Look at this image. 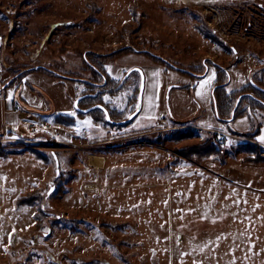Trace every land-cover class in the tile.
Segmentation results:
<instances>
[{
	"label": "rangeland",
	"instance_id": "obj_1",
	"mask_svg": "<svg viewBox=\"0 0 264 264\" xmlns=\"http://www.w3.org/2000/svg\"><path fill=\"white\" fill-rule=\"evenodd\" d=\"M97 55L116 82L99 86L103 106L125 113L101 124L130 135L143 118L154 132L120 151L104 145L110 162L97 177L89 149L52 144L54 129L42 134L50 143L27 144L0 125V264H264V162L249 160L264 156V108L233 115L264 73V0H0V86L23 111L65 125L60 114L91 91ZM221 85L236 95L232 117L221 114ZM6 112L0 96V121ZM205 143L217 152L183 154ZM36 190L42 199L20 204Z\"/></svg>",
	"mask_w": 264,
	"mask_h": 264
},
{
	"label": "crops",
	"instance_id": "obj_2",
	"mask_svg": "<svg viewBox=\"0 0 264 264\" xmlns=\"http://www.w3.org/2000/svg\"><path fill=\"white\" fill-rule=\"evenodd\" d=\"M40 68H43V66H38V67L33 68L36 72L35 71H32V72L34 74L38 73V72L40 73L41 71L38 70ZM33 69H31V70H33ZM32 72H30L29 75H32ZM0 96L3 97V105H5L7 110H10V106L12 104L14 105V101L16 100V97H13V96L7 97L6 93L4 92V88L2 89ZM22 99L24 100V102L26 100H28L27 98H25L23 96H22ZM24 105L31 107L30 104H28V103L24 104ZM11 110L13 113L6 112V114H4L6 117L4 118L3 122L0 121V125H3L4 128L9 127L12 130H18V131L24 132V134L22 135L23 137L18 139L19 142H25L27 144H28V142H32V144H33L35 141L42 142V143H50V142L46 141L47 136H45V135L36 136V137H34V136L33 137L32 136L27 137L28 135H25L26 130H23L21 128L22 125L19 124V120H20L23 123V125L28 126L27 123L29 122V120H31L32 117H37L39 120H42L40 118V116L44 117V118L47 116L38 115L33 110L32 111H26V110L23 111L21 109V112H16L13 109H11ZM15 112L18 113L17 120H15L13 118L9 119V115L15 114ZM29 113H31V114H29ZM76 113H77V111H68V112H64L63 114H60L63 116L75 117L76 123L71 124V125H67V124L64 125L60 122L53 124L52 122H49L48 120H42V121H46L50 125L52 124V126H53L54 132H53V135L51 136V139H53L52 144H56V146L61 145L62 149H64L65 147H68L69 145H70L69 148L71 146L72 147L75 146L78 149L79 148L85 149L86 147H87V149H89V152L87 153L86 158H84V161L85 162L88 161V167L90 168V171L92 173H95L97 175V177L99 175H101L102 173L105 174L107 172L109 162H110L109 156L105 152H103V146L104 145L105 146H106V144L111 145L116 151H120L122 149L121 147H114L113 145H116L117 142L123 143L126 140L132 139L133 137L138 136V135L143 136L145 134V133H143L144 130L146 128L150 127L151 125H154V123L150 120H144L143 118H137L135 120L134 125L137 127V129L140 132H136L137 134L128 135L125 133V131H122V133H121V131H118V132L113 131V130L111 131L110 129H108L107 127L102 125L101 122L97 121L96 119H93L92 117L89 118V116H87L84 118H77ZM134 125H131V126H134ZM145 131H149V130L147 129ZM149 132L153 133L154 131H149ZM261 134L258 135V137L260 135H261V137H260V139H258V137H257L256 142L259 145L264 147V139H262V137L264 136V126L261 129ZM149 135H151V134H149ZM24 136H26V138ZM149 137L152 138V136H149ZM151 142L152 141H150V143ZM25 143H19V144L25 145ZM42 143H40V144H42ZM40 144H39V146H40ZM40 148H43V147H40ZM69 148L65 149V150H70ZM79 150H77V151H79ZM51 153H53L58 158V156L56 155V153L54 151H52ZM60 154H62V157H60L61 165L72 164V162H67V161L65 162V160L67 159L66 157H68V155H70V153L64 152V155H63V152H62ZM90 155L91 156L96 155V156L103 157L104 158L103 163L101 165H92L91 161H90V157H91ZM47 157H49V156H47ZM44 159H45V157H44ZM46 161L47 160L45 159V162ZM49 163H50L49 161L46 162V164H49ZM99 186H101V185L97 182L86 183V189L90 188V190L95 189Z\"/></svg>",
	"mask_w": 264,
	"mask_h": 264
},
{
	"label": "trees",
	"instance_id": "obj_3",
	"mask_svg": "<svg viewBox=\"0 0 264 264\" xmlns=\"http://www.w3.org/2000/svg\"><path fill=\"white\" fill-rule=\"evenodd\" d=\"M205 30H209L207 28H203V32L205 34V36L211 38L213 41L216 42H220L219 37H215L212 36L211 33L206 32ZM132 49H126L124 51H121L118 53V55H121L124 52H130ZM109 55V54H107ZM102 57V58H100ZM106 55H102V56H94V60L93 62L91 61L92 64H90L89 66H87L88 69H91L93 71V74L95 75V81L94 82H90L91 86V91L88 94H85L81 100H80V105H83V103L85 104V107L83 109H87L99 104H103V93H99L97 92L98 89L100 88L99 86L102 85L104 87L102 88H108V87H115L116 82L114 81V79H111L109 77L108 74H106V69L105 67H103V65L101 64L102 59L105 60ZM39 71L45 72V73H49L50 75H56L57 73L54 72L53 70L47 68V67H43L38 69ZM33 71V70H32ZM30 71H28L29 73ZM205 71H203L204 73ZM200 73V72H199ZM226 72L224 70L219 71V83L220 84H226ZM96 79H103L102 83H99V81H97ZM258 84H257V83ZM88 83V82H87ZM256 84V86L254 85ZM6 85V84H5ZM221 85L220 88L217 89V93L218 96L217 98L219 99V104L220 105V109H221V114L222 116L225 117H232V113L236 104V95L235 94H229L226 90V88ZM11 87V85L8 84V86H6V89L4 90H8V88ZM249 87V89H248ZM246 87V89H244L243 92H241L240 94H245V98H243L239 105L236 108V112L233 114L236 117L239 116H244L248 111H250V108L254 109L257 107H262L264 108V73H262L261 76H257L255 82H253V86H248ZM1 89V86H0ZM248 89V90H247ZM252 91H254L256 94H253ZM1 94V91H0ZM252 96V98L250 96ZM257 96V97H256ZM247 100H249V107L246 106V102ZM132 103V102H131ZM82 108V106H81ZM248 110V111H247ZM78 116L80 117H85L86 115H93L94 119H96L99 122L102 123H107L110 124V122H113V118L120 117L117 119H123L125 117V113H121L118 112L117 110H110L109 108L106 107V110H102L100 108H96L95 110L89 112V113H83L82 111H78ZM60 120L63 122H66L65 124L67 125H71V124H75L76 123V118L75 117H70V116H63L61 115V117H59ZM126 119L124 120H120L119 122L121 123V125H118V127H123L126 123H125ZM63 122V123H64ZM260 130L257 131L256 135L260 134ZM181 134V133H179ZM209 142V141H208ZM215 152H217V150L215 149V146H213L212 143H205L203 145H199L193 148H189L187 150L183 151V154H185L186 157H194L195 155L201 157V158H205V157H209L212 154H214ZM261 158L260 160H256L255 159H249L252 162H264V156L260 155ZM48 158L45 156V159ZM48 161V160H47ZM42 199V195L40 192H38V190L29 193L28 195L24 196L21 198L20 200V204L21 205H28V206H32L35 204V202H37L38 200Z\"/></svg>",
	"mask_w": 264,
	"mask_h": 264
},
{
	"label": "built area",
	"instance_id": "obj_4",
	"mask_svg": "<svg viewBox=\"0 0 264 264\" xmlns=\"http://www.w3.org/2000/svg\"><path fill=\"white\" fill-rule=\"evenodd\" d=\"M17 111H19V108H16ZM163 122H165V120H162ZM29 126L32 130L33 134H38L42 131H47L51 129V126L47 123H41L40 121H38L37 119H33L30 123Z\"/></svg>",
	"mask_w": 264,
	"mask_h": 264
},
{
	"label": "bare ground",
	"instance_id": "obj_5",
	"mask_svg": "<svg viewBox=\"0 0 264 264\" xmlns=\"http://www.w3.org/2000/svg\"><path fill=\"white\" fill-rule=\"evenodd\" d=\"M184 2H192V3H205L209 0H183ZM91 156V155H90ZM106 160V159H105ZM90 161L92 165H101L104 161L103 157L92 155L90 157Z\"/></svg>",
	"mask_w": 264,
	"mask_h": 264
},
{
	"label": "water",
	"instance_id": "obj_6",
	"mask_svg": "<svg viewBox=\"0 0 264 264\" xmlns=\"http://www.w3.org/2000/svg\"><path fill=\"white\" fill-rule=\"evenodd\" d=\"M79 101L80 100H78L77 103H76V105L78 106V108H79V105H78ZM96 108H100L102 110H106V108L103 105H97V106H94V107H91V108H88V109H81V108H79V111H82L83 113H89V112H91L92 110H94ZM139 112H140V108L137 109V111L131 115L130 120L133 119L134 117H136Z\"/></svg>",
	"mask_w": 264,
	"mask_h": 264
},
{
	"label": "flooded vegetation",
	"instance_id": "obj_7",
	"mask_svg": "<svg viewBox=\"0 0 264 264\" xmlns=\"http://www.w3.org/2000/svg\"><path fill=\"white\" fill-rule=\"evenodd\" d=\"M200 66V65H199ZM199 66H196L194 65L191 69H189V72H191L192 75H198L200 74L199 72L196 71V68L199 67ZM206 69H208L207 67H205V71ZM187 72V71H186ZM84 96V95H83Z\"/></svg>",
	"mask_w": 264,
	"mask_h": 264
},
{
	"label": "snow or ice",
	"instance_id": "obj_8",
	"mask_svg": "<svg viewBox=\"0 0 264 264\" xmlns=\"http://www.w3.org/2000/svg\"><path fill=\"white\" fill-rule=\"evenodd\" d=\"M137 71H139V70H137Z\"/></svg>",
	"mask_w": 264,
	"mask_h": 264
}]
</instances>
